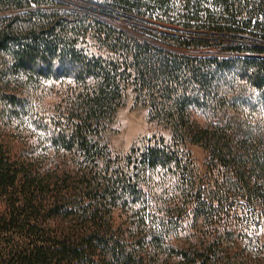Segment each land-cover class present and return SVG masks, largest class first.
I'll return each instance as SVG.
<instances>
[{"label": "trees", "instance_id": "1", "mask_svg": "<svg viewBox=\"0 0 264 264\" xmlns=\"http://www.w3.org/2000/svg\"><path fill=\"white\" fill-rule=\"evenodd\" d=\"M54 2L0 0V12L3 7L13 12L0 17V74H20L0 75V95L7 76H55L89 85L76 98L80 124L58 138L75 144L100 168L44 164L37 170L39 158L16 154L12 141L1 144L0 264H264V245L253 239L238 253L228 231L211 240L178 235L187 216L210 222L241 200L264 205V125H243L234 117L220 122L212 114L205 126L191 119L192 109L213 111L217 86L236 75H216L220 70L214 66H195L190 56L105 23L97 22L91 37L82 17L29 10ZM98 2L126 19L172 27L180 36H167L179 46L198 45L210 34H249L264 43V0ZM87 38L101 44L109 62L80 55V40ZM3 56L12 61L7 69ZM251 66L252 75L244 78L258 92L257 108L264 109V61ZM131 81L151 116L169 124L173 145L148 144L115 163L98 140L100 119L115 113ZM189 145L201 146L211 166L221 168L208 193L187 179L180 158L191 156ZM173 170L179 175L169 183L165 172Z\"/></svg>", "mask_w": 264, "mask_h": 264}, {"label": "rangeland", "instance_id": "2", "mask_svg": "<svg viewBox=\"0 0 264 264\" xmlns=\"http://www.w3.org/2000/svg\"><path fill=\"white\" fill-rule=\"evenodd\" d=\"M49 5L32 6L29 10L82 17L92 32L89 33L91 37L96 36L94 30L96 23H105L162 50L190 56L194 59L195 66H214L215 69L220 70L216 75H236L217 86L215 90L218 94L217 105L212 107L213 111L203 114L198 109H192L191 119L196 124L205 126L211 123L214 117L220 122L234 117L237 123L243 125H264V109L257 108L258 92L244 78V75H252L250 69L254 61H264V53L251 52L254 48L264 50V43L251 39L249 34L239 35L236 38L229 35L210 34L209 37L203 38L202 43L185 47L169 40L167 36L169 34L180 36V33L171 29L172 27L161 28L153 19L144 18L138 22L126 19L122 15L109 13L98 0H92V2L55 0ZM7 8L1 9L0 17H10L13 14L12 10ZM87 39L80 40L78 48L80 55L89 59L101 58L109 62L104 52L102 53L104 50L101 44L96 40ZM2 60L5 68L12 64L9 56H3ZM0 75L20 74L5 70ZM54 77L34 75L32 80L22 76L5 78L1 88L2 96L0 95V145L9 140L14 142L16 154L39 158L43 164L37 163L34 167L37 170L44 164L52 169L59 167L64 170L81 164L88 171L91 168L98 170L100 167L96 165V162L93 165L90 158L86 159L82 152L76 149L78 147L75 144H63L58 138L63 131L71 132L72 124H80V119L77 117L78 100L76 98L80 93L86 95L90 91L89 85L83 87L84 84L75 83L72 79ZM168 126L167 122L153 118L149 107L137 100V92L131 81L115 113L100 119L98 140L102 148L106 147L105 156L113 158V161L117 163L116 160L125 157L133 149L142 150L148 144L160 143L162 140L171 144L172 134ZM188 151L191 155L188 159L180 158L182 165L188 168L187 179L194 181L197 186L204 189L205 193L210 192L213 188L208 183L209 181L212 183V180L221 174V168L211 166V156L201 146L189 145ZM165 173L163 176L169 183L170 178L174 179L179 175L174 170ZM223 213L221 218H215L210 222L203 220L192 222L193 216H187L186 223L184 222V226L179 229V237L192 235L195 238L211 240L212 237L225 236V231H228L232 234L238 253L244 250V245L249 239L257 241L261 246L264 245V205L248 204L241 200L230 208H225ZM121 214L120 211L116 212L119 223L122 221Z\"/></svg>", "mask_w": 264, "mask_h": 264}]
</instances>
